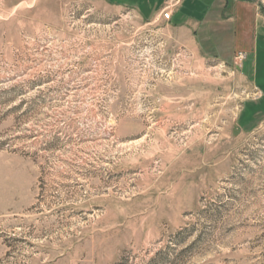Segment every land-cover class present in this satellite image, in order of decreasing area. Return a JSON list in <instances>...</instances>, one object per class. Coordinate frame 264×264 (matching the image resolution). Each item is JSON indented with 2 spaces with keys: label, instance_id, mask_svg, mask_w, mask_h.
<instances>
[{
  "label": "rangeland",
  "instance_id": "rangeland-1",
  "mask_svg": "<svg viewBox=\"0 0 264 264\" xmlns=\"http://www.w3.org/2000/svg\"><path fill=\"white\" fill-rule=\"evenodd\" d=\"M166 1L0 0V264H264V93Z\"/></svg>",
  "mask_w": 264,
  "mask_h": 264
},
{
  "label": "crops",
  "instance_id": "crops-1",
  "mask_svg": "<svg viewBox=\"0 0 264 264\" xmlns=\"http://www.w3.org/2000/svg\"><path fill=\"white\" fill-rule=\"evenodd\" d=\"M182 1L184 2L183 8L175 11L170 20L159 19L165 22V29L176 36L179 44L184 43L189 46H195L198 41V44L203 48V44L206 41L204 30L207 29L203 22L206 20L208 13L214 9V0H203V2L208 4V7L204 6L203 9L198 8L201 3H198V0ZM222 1V9L225 10V17H222V19L227 21V25L225 35L222 36L223 38L226 36L225 40L221 42L224 43L225 41V46L229 48L231 46V49L232 46L233 48L239 46L246 51L248 58H246L244 65L248 68L247 72H250L249 75L253 76L257 84H259L260 93L263 94L264 81L259 83L256 76L258 66L264 67V6L260 4L259 0ZM199 10H202V12H198ZM182 11H184L183 14L181 13ZM196 14L198 15L196 16ZM217 36L220 37L218 34ZM229 53L231 52L229 51Z\"/></svg>",
  "mask_w": 264,
  "mask_h": 264
},
{
  "label": "built area",
  "instance_id": "built-area-1",
  "mask_svg": "<svg viewBox=\"0 0 264 264\" xmlns=\"http://www.w3.org/2000/svg\"><path fill=\"white\" fill-rule=\"evenodd\" d=\"M182 2V0H167L165 5L162 7L161 11H160V17L163 20H170L173 13L177 10V6ZM235 58H239V59H243L244 58V54L239 53L238 55H236Z\"/></svg>",
  "mask_w": 264,
  "mask_h": 264
}]
</instances>
